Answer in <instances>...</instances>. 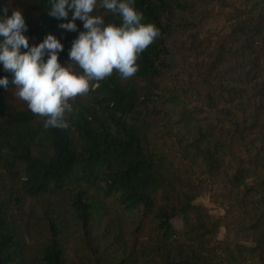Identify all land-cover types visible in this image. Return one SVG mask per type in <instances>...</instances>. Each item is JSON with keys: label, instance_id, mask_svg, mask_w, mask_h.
<instances>
[{"label": "trees", "instance_id": "trees-1", "mask_svg": "<svg viewBox=\"0 0 264 264\" xmlns=\"http://www.w3.org/2000/svg\"><path fill=\"white\" fill-rule=\"evenodd\" d=\"M216 2L135 0L161 36L131 78L90 81L67 129H45L0 63V264H264V0ZM51 7L0 0V17L21 10L30 46L56 36L68 66L84 22L65 30L74 9L57 19ZM212 18L224 20L207 34L212 61L190 67ZM201 188L224 215L196 202Z\"/></svg>", "mask_w": 264, "mask_h": 264}, {"label": "clouds", "instance_id": "clouds-1", "mask_svg": "<svg viewBox=\"0 0 264 264\" xmlns=\"http://www.w3.org/2000/svg\"><path fill=\"white\" fill-rule=\"evenodd\" d=\"M48 14L67 19L74 9L72 20L60 25L68 31H77L75 21L84 22L86 31L72 42L68 66H62L59 53L64 45L49 34L43 42L30 46L24 35L28 30L23 12L13 10L8 17H0V63L5 71L13 73L14 95L24 101L29 110L44 119L43 127L67 129V116L74 111L78 96L87 94L90 81H102L116 70L122 78H131L138 71L141 53L160 36V30L151 23H143V13L135 7V0H51ZM99 7L122 18V24H108L101 15H93ZM27 49L21 52V48ZM47 59L45 60V57ZM77 65L83 74L76 72ZM7 76L0 78V86L7 88Z\"/></svg>", "mask_w": 264, "mask_h": 264}, {"label": "rangeland", "instance_id": "rangeland-1", "mask_svg": "<svg viewBox=\"0 0 264 264\" xmlns=\"http://www.w3.org/2000/svg\"><path fill=\"white\" fill-rule=\"evenodd\" d=\"M206 1L208 4V7H213V8L215 7L216 11L219 10V7L216 6L217 0H206ZM205 7H207V5ZM223 21L224 20H222V18H217V19L212 18L210 20L208 19L206 21L205 25L198 29L197 35L199 37V41L203 42L205 47H203L204 50L200 52L199 56L189 57L188 61H189L190 67H194L195 65H201L203 63H204V65L211 63L212 56L215 53L217 46H216L215 42H213V43L207 42V38H208L207 34L212 33L214 31H220L224 27ZM226 34H227V32L222 33L220 38L224 37ZM209 44L211 45V47L206 48V46H208ZM186 71L191 72V70L189 68H187ZM186 71L183 70L182 74H178V75L176 74L177 79L179 81H181V82L186 81V77H187ZM196 202L204 205L212 215L220 216V215H224V213H225L223 208L220 207L219 204H217L215 199H213L211 197V195L206 192L205 188H201L198 190V196L196 198ZM33 204H34L33 202H28L26 204V206L31 207ZM28 215H29V210L25 208V217L28 218ZM224 234H225V230L222 229L221 233H220V238H223Z\"/></svg>", "mask_w": 264, "mask_h": 264}]
</instances>
